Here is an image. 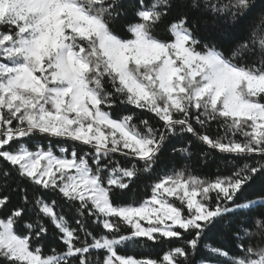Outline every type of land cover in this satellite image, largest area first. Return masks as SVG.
Instances as JSON below:
<instances>
[{"label": "trees", "instance_id": "1", "mask_svg": "<svg viewBox=\"0 0 264 264\" xmlns=\"http://www.w3.org/2000/svg\"><path fill=\"white\" fill-rule=\"evenodd\" d=\"M75 1L122 43L133 42L138 28L146 40L169 47L177 27L194 54L214 53L234 69L264 77V0ZM69 31L66 27L59 35L87 64L84 80L98 110L123 123L152 154L141 159L110 128L105 129L104 155L71 135L42 131L40 115L53 108L49 94L23 90L20 99L10 102L0 74V130L15 134L8 141L2 137L0 148V221L9 224L30 253L54 264H105L109 249L117 258L145 264H264V129L252 119L225 114L209 97L197 99V84L189 80L171 101L153 82L155 70L129 63L153 97L152 102L138 101L111 69L98 41ZM22 38L17 25L0 21V68L28 67L44 88L55 87L52 71L42 65L45 58L26 61L16 55ZM236 91L242 101L264 110V92H251L244 81ZM21 150L85 163L113 209H138L165 184L186 185L207 211L218 214L197 226L174 228L173 237L140 236L119 216L104 219L91 202L37 182L5 157ZM162 198L184 218L193 216L183 191ZM104 241L109 249L100 247ZM0 264L24 263L0 250Z\"/></svg>", "mask_w": 264, "mask_h": 264}, {"label": "rangeland", "instance_id": "2", "mask_svg": "<svg viewBox=\"0 0 264 264\" xmlns=\"http://www.w3.org/2000/svg\"><path fill=\"white\" fill-rule=\"evenodd\" d=\"M75 0H0V21L17 25L23 38L16 55L24 60L45 58L46 71H52L50 82L55 87L44 88L43 83L28 67L0 68L5 77L1 89L4 98L10 102L20 99V92L31 90L38 93L41 89L49 94L53 108L42 112V131L52 135H71L84 143L94 145L98 154L106 153V128L123 138L130 150L148 159L152 152L147 144L136 134L129 131L123 123L115 122L100 112L96 98L89 92L84 80L87 64L80 54H73L61 40L60 31L68 27L69 32L94 38L107 58L111 69L119 76L124 86L132 92L138 101L152 102L147 86L129 70L128 64L146 67L156 71L153 82L158 89L170 96L185 91L184 83L197 84L195 97H209L215 106L235 118L252 119L257 128L264 129V110L259 106L242 101L237 95V85L244 81L251 92H264V77H253L226 65L216 54L197 55L186 47L187 37L175 27V42L165 46L146 40L138 28L134 29L135 40L122 43L110 37L93 18L79 10ZM152 78V77H150ZM149 78V79H150ZM44 92L41 91V94ZM89 123V124H88ZM7 141L15 136L8 130L1 133ZM5 157L18 164L26 174L46 186H58L64 193L93 204L105 219L116 215L132 225L140 236L150 237L160 233L166 237L174 236V228L197 226L218 213L207 211L197 200V193L188 190L186 185L156 188L154 197L138 209H113L107 198V192L90 176L85 163L66 161L53 157L50 153H29L21 150L17 154H5ZM117 179L112 183H117ZM183 191L188 209L194 214L184 218L176 209L168 205L163 194L173 195ZM107 226V224H105ZM67 241L71 235L66 232ZM100 247L109 249L106 241ZM0 250L24 264H54L52 259H41L30 253L24 242L11 232L8 223L0 221ZM110 256L105 264H145L132 259L117 258L109 249ZM153 264V263H147ZM251 264H262V260Z\"/></svg>", "mask_w": 264, "mask_h": 264}, {"label": "built area", "instance_id": "3", "mask_svg": "<svg viewBox=\"0 0 264 264\" xmlns=\"http://www.w3.org/2000/svg\"><path fill=\"white\" fill-rule=\"evenodd\" d=\"M105 154V153H104ZM103 153H102V155H104Z\"/></svg>", "mask_w": 264, "mask_h": 264}]
</instances>
